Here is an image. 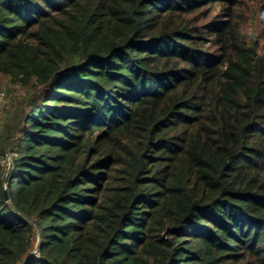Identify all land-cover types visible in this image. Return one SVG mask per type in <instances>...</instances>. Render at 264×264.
Wrapping results in <instances>:
<instances>
[{
    "label": "trees",
    "instance_id": "trees-1",
    "mask_svg": "<svg viewBox=\"0 0 264 264\" xmlns=\"http://www.w3.org/2000/svg\"><path fill=\"white\" fill-rule=\"evenodd\" d=\"M235 3L0 0V74L30 91L0 264H264V53Z\"/></svg>",
    "mask_w": 264,
    "mask_h": 264
},
{
    "label": "rangeland",
    "instance_id": "rangeland-1",
    "mask_svg": "<svg viewBox=\"0 0 264 264\" xmlns=\"http://www.w3.org/2000/svg\"><path fill=\"white\" fill-rule=\"evenodd\" d=\"M235 1L241 30L251 40L257 39L260 52L264 53V34L260 23V11L264 0ZM220 9H216V13L223 18L225 14ZM29 92L26 87L15 85L8 76L0 74V136L4 133L6 123L11 122L15 113L25 107V99L30 95Z\"/></svg>",
    "mask_w": 264,
    "mask_h": 264
},
{
    "label": "water",
    "instance_id": "water-1",
    "mask_svg": "<svg viewBox=\"0 0 264 264\" xmlns=\"http://www.w3.org/2000/svg\"><path fill=\"white\" fill-rule=\"evenodd\" d=\"M6 196H7V192H6Z\"/></svg>",
    "mask_w": 264,
    "mask_h": 264
}]
</instances>
